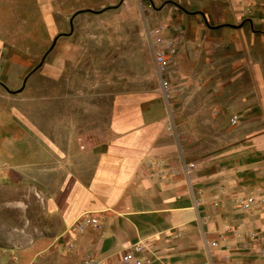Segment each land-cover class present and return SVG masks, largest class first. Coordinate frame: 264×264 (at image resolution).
Masks as SVG:
<instances>
[{"label":"crops","instance_id":"crops-1","mask_svg":"<svg viewBox=\"0 0 264 264\" xmlns=\"http://www.w3.org/2000/svg\"><path fill=\"white\" fill-rule=\"evenodd\" d=\"M180 1L193 35L166 24L177 44L161 76L175 100L155 83L114 95L96 121L88 84L58 79L59 58L0 66V184L36 188L54 223L17 264H122L137 242L147 264H264V0ZM86 218L96 226L74 232Z\"/></svg>","mask_w":264,"mask_h":264},{"label":"rangeland","instance_id":"rangeland-1","mask_svg":"<svg viewBox=\"0 0 264 264\" xmlns=\"http://www.w3.org/2000/svg\"><path fill=\"white\" fill-rule=\"evenodd\" d=\"M184 8L180 0H0V66L28 65L29 73L59 58L58 79L74 83L75 93L88 84L91 120L99 121L108 116L114 95L149 89L155 83L161 89V78L152 71L147 30L157 25L168 29L169 23V30L179 27L184 37H192L187 26L180 25L187 13ZM201 27L202 32L211 28L207 22ZM205 44L202 49L208 52ZM206 56L203 87L210 83ZM189 61L192 72L193 60ZM174 92L169 99L177 98ZM212 93L202 91L201 98ZM181 95L193 100L194 91ZM189 124L192 131L193 123ZM53 226L36 188L0 184V264H17L14 255ZM47 262L66 263L52 257Z\"/></svg>","mask_w":264,"mask_h":264},{"label":"built area","instance_id":"built-area-1","mask_svg":"<svg viewBox=\"0 0 264 264\" xmlns=\"http://www.w3.org/2000/svg\"><path fill=\"white\" fill-rule=\"evenodd\" d=\"M147 36L150 41L151 52L153 57L154 66L158 75L162 76L166 70L168 57L172 56L176 49V39L165 36V28L162 25H157L153 28H148ZM161 89L166 99H168V86L164 80L161 78ZM230 123L235 124V119H231ZM252 202L248 201L242 204L243 210H249V206ZM92 225L96 226L95 219H82L76 222L73 226L74 232H81L85 226ZM260 235L254 234L250 238L251 240H256ZM210 247L215 246L214 243H209ZM145 253V245L137 242L133 244L130 248L126 249L121 254L122 264H147L146 259H142L140 256ZM258 253L264 256V242L261 247L258 248ZM83 264H94L91 260H86Z\"/></svg>","mask_w":264,"mask_h":264}]
</instances>
